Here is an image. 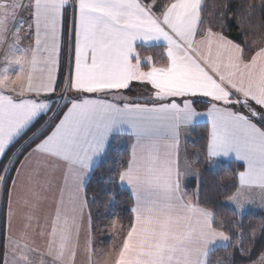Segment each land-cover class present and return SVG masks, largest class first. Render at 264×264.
<instances>
[{
	"label": "snow or ice",
	"instance_id": "snow-or-ice-1",
	"mask_svg": "<svg viewBox=\"0 0 264 264\" xmlns=\"http://www.w3.org/2000/svg\"><path fill=\"white\" fill-rule=\"evenodd\" d=\"M256 9L238 12L251 18ZM153 47L158 56L142 54ZM202 119L205 144L182 154ZM118 139L130 141L127 159L102 174L105 187L90 199L89 179ZM232 156L244 170L220 193L232 216L219 218L198 165ZM18 181L29 211L14 229ZM121 190L130 197L123 238L97 259L91 205ZM41 192L54 194L42 225ZM256 193L264 209V35L229 38L206 0H0V264H77L85 225V264H213L218 246L230 250L228 264H264V221L245 235L242 218Z\"/></svg>",
	"mask_w": 264,
	"mask_h": 264
},
{
	"label": "trees",
	"instance_id": "trees-1",
	"mask_svg": "<svg viewBox=\"0 0 264 264\" xmlns=\"http://www.w3.org/2000/svg\"><path fill=\"white\" fill-rule=\"evenodd\" d=\"M208 5V10L214 13V19L217 24L223 25L224 34L229 38L234 39L236 42L244 44L246 42H250L252 40H257L259 42V37L264 35V27H260V25L264 24V11H261L259 5L261 0H206ZM248 5L255 4L257 5V9L255 15L249 18L246 14L239 13L238 9L240 5ZM230 5L224 14L223 20L220 19L219 14L222 11L223 6ZM233 16L236 18L233 19ZM243 23H240V21ZM244 35H241V33ZM162 51L160 47H153L148 49H141L143 55L148 54H158ZM65 75V72L61 74L60 87L57 89V94H60L62 89V80ZM143 89L138 88L137 91L141 92ZM200 109H204V106L201 105ZM47 120V117L44 118ZM43 123V121H41ZM209 130V126L207 123L198 124L193 131L194 138L191 140L190 146L201 147L205 144L207 133ZM127 152H118L115 149L109 150L107 157L99 163L98 168L93 176L89 179V190L88 196L91 197L94 194L100 193L105 187L102 174L107 172L109 168L117 166V162H123L127 159ZM202 167L203 176L202 182L205 189H214L215 190V200L216 207L215 210L218 214L219 218L232 216V206L230 204L221 205L219 201L222 199L220 193L226 191L227 189H231L234 187L237 182L236 173L241 171L242 165L240 163L234 161H217L213 166H205L200 165ZM186 187L191 191L197 184L196 177H190L185 181ZM130 203V197L128 193L124 190H121V194L116 197L115 200H109L102 196H98V202L91 205V211L93 213L94 220H101L100 215H105L104 212H107L108 207L110 209H116L119 212V215L122 219V224L126 225L128 223L127 217L125 215L124 209L127 208ZM6 213V201L0 199V232H2L3 223L5 220ZM239 218V217H238ZM242 218L245 224V235H247V228L255 226L257 230H259V226L262 221H264V212L259 209L249 210L242 214ZM230 250H226L224 247L219 246L212 253L210 259L213 261H225L228 263L227 252ZM255 251H259V245L256 246ZM257 255H253V260L257 259Z\"/></svg>",
	"mask_w": 264,
	"mask_h": 264
},
{
	"label": "crops",
	"instance_id": "crops-1",
	"mask_svg": "<svg viewBox=\"0 0 264 264\" xmlns=\"http://www.w3.org/2000/svg\"><path fill=\"white\" fill-rule=\"evenodd\" d=\"M69 27H70V23H69ZM67 51L68 50L65 47V49L62 51V54H61V64H60L59 71H60V76H61L62 72H65L63 79L66 78V75H67V67H68V65H67ZM58 83H60V81H58ZM141 92H146V89H143ZM200 110L203 111L205 109H200ZM202 123H207V122H206V120L202 119L199 122V124H202ZM193 131L194 130H189L187 135L182 138V142L185 141L187 146L190 145L191 140H192L191 138H192V136H194ZM188 135H190L191 138H189ZM185 137L186 138L188 137V138L186 139ZM129 144H130V141L127 139L113 140L110 148L115 149L121 153L123 151L128 150ZM181 148H182V146H181ZM107 154L102 158V160L107 157ZM102 160H101V162H102ZM220 160H222V161L229 160V161H234V162L240 163L242 165V168H243L241 171L244 170L243 162L236 160L234 156H232V157H221L218 159V161H220ZM26 195H28V193H26L24 187L20 186V182L18 181V187H17L16 191L13 193V210H14V212L18 213V215L13 220L14 229L17 227H22V225L24 223V214L27 211H29V209H27L23 206V198ZM41 196L46 197V199H43L40 202L39 207L35 210V215L40 218V223L42 225L44 218L51 213L52 208L54 206L53 205L54 194L52 192H46V193L41 192ZM256 197L259 199L258 193H256ZM252 209H259V210H262L264 212V209H262V207L259 204L256 208H249L247 206L244 210H252ZM112 218L115 219V224H116L115 231H117V233H118V236L115 237L114 243H116V245H118L119 238H120L119 237V233H120L119 232V226L122 224V219H121L119 214H117L116 216H111L110 220H112ZM101 222H102V220H100V219L94 220L95 228H94L93 234L95 236L94 247L97 249V252H98L97 259H99L101 256H103L108 251H113V252L115 251V246L113 247V245H112V248H111V244H110L111 242L108 241L109 240L108 237L106 239V236L108 235L107 234L108 232L106 231V229L109 228V226L106 223H104L103 229L106 232L104 233L105 235H103V236H102L101 232H98L100 229L97 230L98 229V223L101 225ZM3 224L4 225L2 228V232H0V244L5 242L4 237L6 236V218H5ZM99 234H100V238L98 239ZM31 238L35 240V244L33 246L39 247L41 249V251L45 250L46 245L38 236H35L33 234ZM86 238H87V225H85L84 228L81 230V235H80L81 250L78 252V255H77V264H85V255L83 252V245H84ZM217 248H219V246Z\"/></svg>",
	"mask_w": 264,
	"mask_h": 264
},
{
	"label": "rangeland",
	"instance_id": "rangeland-1",
	"mask_svg": "<svg viewBox=\"0 0 264 264\" xmlns=\"http://www.w3.org/2000/svg\"><path fill=\"white\" fill-rule=\"evenodd\" d=\"M188 137L189 138H191V136L190 135H188ZM187 137V138H188ZM186 138V137H185ZM186 138V139H187ZM193 138H194V136H192V140H193ZM182 154H183V151L186 149L187 150V152H188V154L189 155H191V153L195 150V149H200V148H202L203 146H201V147H194V146H187V144H186V142L185 141H183L182 142ZM198 166H200V165H198ZM202 168V167H201ZM192 178V177H191ZM256 199H257V201H259V199L256 197ZM258 202L257 203H255V204H250V205H248V207L249 208H256L257 206H258ZM106 207H108V211L107 212H104V214L105 215H100L99 216V218L101 217V220H102V222H101V225L98 223V229L97 230H99L98 232H101L102 233V236L103 235H105L104 233L107 231L108 233V235L106 236V239H107V237H108V241L109 242H111L110 244H111V248H112V245H113V247L115 246L116 247V243H114V241H115V237L116 236H118V233H117V231H115V228H113L112 227V224H113V222H115V219L114 218H112V220H110V217L111 216H113V213H117V214H119V212L116 210V209H110V206L109 205H107ZM252 210H255V209H252ZM251 210V211H252ZM247 211H249V210H243V213H245V212H247ZM242 213V214H243ZM104 223H106L108 226H109V228H107L106 229V231L103 229L104 228ZM113 232H116V235L115 236H112L111 235V233H113ZM101 236V237H102ZM119 241L123 238V235H122V233H119ZM100 238V234L98 235V239ZM110 247V246H109ZM213 264H228L227 262H225V261H221L220 259H219V261H213Z\"/></svg>",
	"mask_w": 264,
	"mask_h": 264
}]
</instances>
